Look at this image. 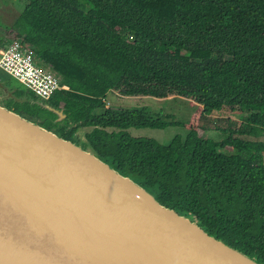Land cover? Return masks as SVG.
Wrapping results in <instances>:
<instances>
[{"label":"trees","instance_id":"16d2710c","mask_svg":"<svg viewBox=\"0 0 264 264\" xmlns=\"http://www.w3.org/2000/svg\"><path fill=\"white\" fill-rule=\"evenodd\" d=\"M23 1L0 50L19 42L65 89L13 87L3 106L65 140L90 129L84 144L107 164L264 264V142L251 140L264 133V0ZM109 93L198 108L176 121L112 109ZM169 127L188 133L165 146L128 132Z\"/></svg>","mask_w":264,"mask_h":264},{"label":"water","instance_id":"95a60500","mask_svg":"<svg viewBox=\"0 0 264 264\" xmlns=\"http://www.w3.org/2000/svg\"><path fill=\"white\" fill-rule=\"evenodd\" d=\"M0 264L259 263L94 151L0 105Z\"/></svg>","mask_w":264,"mask_h":264},{"label":"rangeland","instance_id":"374dc122","mask_svg":"<svg viewBox=\"0 0 264 264\" xmlns=\"http://www.w3.org/2000/svg\"><path fill=\"white\" fill-rule=\"evenodd\" d=\"M23 0H0V39L4 34L13 26L19 13L23 9ZM18 87L25 90L22 84H19L9 73L0 68V105L11 97L12 88ZM41 101V100H40ZM107 105L112 109L117 108L118 110L123 109H138L146 115H169L173 116L176 121H188L192 114L197 110L198 106L192 104L190 100L179 98V97H168L165 99H154L151 97H136L126 98L120 97L116 93H109L106 96ZM234 119L240 118V116L234 115ZM90 129H82L75 139L79 145L89 149L85 146V134ZM132 137L135 138H147L158 142L161 145H169L171 140L176 136L185 138L187 131L181 127H169L164 130L156 129H131L128 131ZM200 135L202 133L200 132ZM206 137L212 138L215 141H221V136L214 132H208L205 134ZM251 140H259L264 142V133L258 137H252ZM124 175L131 176L129 173L124 172Z\"/></svg>","mask_w":264,"mask_h":264},{"label":"built area","instance_id":"2783aa9c","mask_svg":"<svg viewBox=\"0 0 264 264\" xmlns=\"http://www.w3.org/2000/svg\"><path fill=\"white\" fill-rule=\"evenodd\" d=\"M0 68L41 100L65 89L51 71L36 64L31 51L19 42L0 50Z\"/></svg>","mask_w":264,"mask_h":264},{"label":"flooded vegetation","instance_id":"af4514ba","mask_svg":"<svg viewBox=\"0 0 264 264\" xmlns=\"http://www.w3.org/2000/svg\"><path fill=\"white\" fill-rule=\"evenodd\" d=\"M55 111H57L58 113L61 112V111H58V110H55ZM61 113H62V112H61ZM59 117H60V116H59Z\"/></svg>","mask_w":264,"mask_h":264}]
</instances>
